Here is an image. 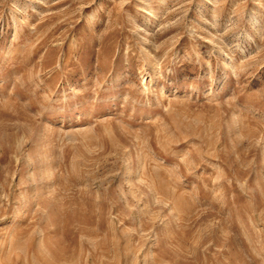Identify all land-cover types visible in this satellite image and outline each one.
Returning <instances> with one entry per match:
<instances>
[{
    "label": "rangeland",
    "instance_id": "1",
    "mask_svg": "<svg viewBox=\"0 0 264 264\" xmlns=\"http://www.w3.org/2000/svg\"><path fill=\"white\" fill-rule=\"evenodd\" d=\"M0 264H264V0H0Z\"/></svg>",
    "mask_w": 264,
    "mask_h": 264
}]
</instances>
